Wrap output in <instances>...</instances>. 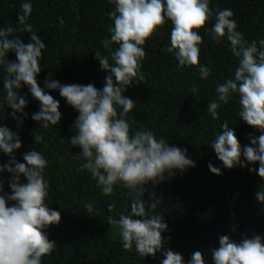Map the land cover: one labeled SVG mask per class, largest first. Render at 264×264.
<instances>
[{
	"label": "trees",
	"instance_id": "1",
	"mask_svg": "<svg viewBox=\"0 0 264 264\" xmlns=\"http://www.w3.org/2000/svg\"><path fill=\"white\" fill-rule=\"evenodd\" d=\"M24 3L32 5L26 24L32 26L45 45L37 83L59 101L62 115L57 125L43 128L32 119L40 105L22 85L18 92L26 98V115L17 113L22 123L13 120L12 110L4 99L5 67L0 64V125L15 132L21 141V148L13 153L16 161L24 163L23 155L32 150L47 161L43 172L49 185L45 204L58 211L61 220L58 225L44 229L48 239L55 242V251L42 257L41 264H160L163 252L168 249L180 253L185 264L196 251L202 253L205 264H214L212 251L219 248L221 236L226 235L239 244L245 237L251 239L259 235L264 243V202L256 200V193L264 190V180L256 171H250L258 170V163L228 170L210 147L225 121L234 129L242 150L250 145L249 137H258L260 133L240 119L239 97L235 93L230 94L227 104L221 103L217 119L207 111V104L216 96V87L234 78L238 66V58L233 56L226 37L220 44L211 40L209 32L215 21V10L230 9L237 23L236 30L250 43L264 39V0H209L214 14L199 30L202 43L196 67L179 66L174 55L166 51L172 28L169 21L143 45L145 57L140 71L144 79L124 92L135 103L125 117L130 134L140 129L151 131L157 139L163 137L170 147L186 149L187 157L195 164L182 174L176 171L172 178L165 175L163 183L153 186L149 182L144 186L142 200L146 212L149 196L155 192L156 198L161 200L156 212L168 226L161 233L164 243L155 257L140 256L134 245L131 251L123 249L120 230L110 224L108 218L119 219L121 214H130L133 197L119 184L113 186L111 195H105L91 174L81 170L84 161L73 157L82 150L70 144L77 134L73 125L78 112L58 90L45 87L48 78L61 85L91 83L98 90L103 88L109 73L101 69L95 53L99 51L109 56L101 41L110 38L108 29L113 22L108 13L113 5L109 0H0V28L12 26L19 30L23 27L18 15L22 14ZM13 37L24 44L31 42L28 32L14 31L9 39ZM6 59L15 62V53L10 51ZM199 66L210 71L204 80L200 79ZM121 110L117 106V112ZM35 135L41 136L40 143L35 142ZM8 161L9 156L0 152V165ZM241 161L244 162L243 154ZM210 163L221 170L220 175L209 171ZM11 175L7 171L0 172L2 196L11 194ZM20 182L27 183L23 175ZM13 203L7 202L8 206ZM110 205L114 207L110 209Z\"/></svg>",
	"mask_w": 264,
	"mask_h": 264
},
{
	"label": "clouds",
	"instance_id": "2",
	"mask_svg": "<svg viewBox=\"0 0 264 264\" xmlns=\"http://www.w3.org/2000/svg\"><path fill=\"white\" fill-rule=\"evenodd\" d=\"M109 3L113 5V10L108 13L113 25L108 29L110 38L103 39L101 43L108 51L111 63L109 56L99 51L95 53L101 69L109 73L103 88L98 90L91 83L61 85L48 78L45 87L58 90L67 104L78 112L73 125L77 134L71 138L70 144L82 150L81 154L73 157L84 161L81 170L91 174L105 195H111L113 186L119 184L133 197L130 214H121L119 219L108 218V222L120 230L123 249L131 251L134 245L140 256L155 257L164 243L161 233L168 226L156 212L161 200L156 198L155 192L149 196V210L146 212L142 200L146 191L144 186L149 182L153 186L163 183L165 175L172 178L176 171L182 174L195 164L187 157L186 149L170 147L163 137L157 139L151 131L140 129L130 134V125L125 117L135 103L124 92L132 84L143 81L140 71L145 57L143 45L166 21L172 25L170 45L166 51L174 55L181 67L198 66L199 45L202 43L199 30L205 27L214 13L209 0H109ZM21 11L22 14L18 15L19 24L23 26L21 29L12 26L0 28V64L4 65L6 72L4 99L12 110L11 118L18 124L22 123L17 113L26 115L27 101L18 90L22 85L26 86L40 105L32 119L47 129L49 125H57L62 114L59 101L41 89L36 80L45 45L32 26L26 24L32 11L31 3L22 4ZM232 17L230 9H216L209 35L215 44L222 43L226 37L233 56L238 58V66L234 78L216 87V96L207 104V111L217 119L221 103L227 104L230 94L235 93L239 97L240 119L258 130L260 135L249 137L250 145L242 150L234 129L229 128L225 121L221 133L210 147L225 169L258 163V170L250 171H256L264 180V39L249 43L236 30L237 23ZM14 31L31 33V42L24 44L18 37L9 39ZM113 45L117 47L113 49ZM10 51L15 53V62L6 59ZM199 74L204 80L210 71L199 66ZM117 106L122 109L119 113ZM34 139L36 143L42 140L40 135H35ZM20 148L18 135L0 125V152L9 156L8 163L0 165V172L12 174L9 181L11 194L0 195V264H41L42 257L55 251V242L48 239L44 229L58 225L61 215L45 204L49 185L43 172L47 161L39 152L32 150L23 155L24 163H20L13 156L14 151ZM208 168L214 175L221 174V170L211 163ZM21 175L27 183L21 184ZM2 190L3 181L0 180ZM256 200L264 202V190L256 193ZM8 201L14 202L12 206H8ZM87 207L91 211V205ZM109 207L111 209L114 205ZM163 256L160 264H185L182 255L171 249L165 250ZM212 259L214 264H264V243L259 235L251 239L245 237L239 244L226 235L221 236L219 248L212 251ZM188 264H205L202 253L194 252Z\"/></svg>",
	"mask_w": 264,
	"mask_h": 264
}]
</instances>
